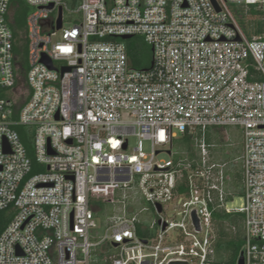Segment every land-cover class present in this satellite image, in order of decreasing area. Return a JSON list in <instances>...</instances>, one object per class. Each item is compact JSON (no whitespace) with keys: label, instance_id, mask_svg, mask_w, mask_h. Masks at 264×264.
I'll list each match as a JSON object with an SVG mask.
<instances>
[{"label":"built area","instance_id":"1","mask_svg":"<svg viewBox=\"0 0 264 264\" xmlns=\"http://www.w3.org/2000/svg\"><path fill=\"white\" fill-rule=\"evenodd\" d=\"M75 1L25 0L22 25L0 0V264H92L102 242L107 264H219L218 211L242 213L244 264H264V35L234 9L264 16V0ZM124 35L151 46L148 67ZM18 126L32 128L31 152ZM226 126L242 135L234 208L230 162L207 140ZM178 132L192 149L173 151ZM99 200L118 212L93 242Z\"/></svg>","mask_w":264,"mask_h":264},{"label":"trees","instance_id":"2","mask_svg":"<svg viewBox=\"0 0 264 264\" xmlns=\"http://www.w3.org/2000/svg\"><path fill=\"white\" fill-rule=\"evenodd\" d=\"M18 3L16 8L15 21L17 24H22L25 22V17L27 14V6L24 5L21 0H14ZM18 1V2H17ZM71 7L76 6L75 0H67ZM244 5H235V13L244 29L246 34L250 37L254 35H264V16L261 11L256 10L254 7L247 8ZM135 37V36H134ZM134 37L128 39H121L128 46V52L131 62L136 67H148L139 66L141 59L139 57L138 50L131 45V41ZM15 51L18 55L19 62L22 65L21 78L25 80L26 77V66H23L26 56V46H17ZM18 132L21 135L22 140L30 149L32 147V128L28 126H18ZM210 130V129H209ZM223 128H218L216 132L208 131L207 140L209 143L217 141L218 143L223 141ZM185 141L189 144L191 142V137L188 134L184 135ZM215 143V142H214ZM239 152V149H238ZM215 158V155H214ZM219 162H229V160H221L217 158ZM228 173L231 175L230 186L235 192L242 191V172L240 164H230L227 168ZM216 219V228L218 233V238L215 244L216 248V260L219 264H237L238 259L242 254V248L244 244V230H243V215L240 212L225 213L218 211L214 214ZM11 219V213L9 210H3L0 212V234L7 226L9 220ZM235 226V230L232 228ZM105 253L101 251L97 253L93 251L92 264H107L104 259Z\"/></svg>","mask_w":264,"mask_h":264},{"label":"rangeland","instance_id":"3","mask_svg":"<svg viewBox=\"0 0 264 264\" xmlns=\"http://www.w3.org/2000/svg\"><path fill=\"white\" fill-rule=\"evenodd\" d=\"M21 1H23L25 6H27L25 4V0H21ZM245 9L247 10V8ZM30 11H31V8L28 7L27 12H30ZM65 24L66 26H71L72 24H74V22L71 19H67ZM131 45L138 50L139 57L141 59V63L139 64V66L144 67L146 65H150L152 62V48L150 45L147 44L144 38L142 36H135L131 41ZM218 128L224 129L223 130L224 137H223V141L220 143H218L217 141L211 142V143L215 142L216 144L215 146L211 148L212 154L215 155V159L219 157L221 158L222 161L225 159V160H229V162H231L232 164L241 165L240 160L237 159V157L241 153V148H242L241 128H239L238 126L212 127L210 128L209 132L210 131L216 132ZM177 136L178 137L175 139L173 151L182 152L183 150L192 149L193 147L192 140L188 144L185 141L183 134L178 132ZM131 142H134V139H131ZM144 148L146 151L150 150V146L148 142H144ZM238 149H239V152H238ZM176 157H177L176 155H170L166 152H163L159 155V158H162V159H169V158L175 159ZM243 196H244L243 190L239 192H235V195L233 196V198L229 199L228 205L233 208L243 206L244 204ZM96 204L99 206V209H97L95 212V220H96L98 227L96 228L94 232L95 237L91 239V241L93 242L99 241L100 238L103 236L109 216H112L113 214L118 212L117 206L109 202L99 200L98 203ZM143 205L150 206V204L145 201H143ZM151 218H156V215L152 214V217H150V220ZM108 246L112 247L110 244ZM105 247H107V243L102 242L99 245H97V247L95 248V251L97 253H100Z\"/></svg>","mask_w":264,"mask_h":264},{"label":"water","instance_id":"4","mask_svg":"<svg viewBox=\"0 0 264 264\" xmlns=\"http://www.w3.org/2000/svg\"><path fill=\"white\" fill-rule=\"evenodd\" d=\"M61 25H62V19H61V17H60V18H59V22H58V28H60ZM130 37H131L130 35H124V36H122L123 39H128V38H130ZM45 61H48V60H45ZM49 65H50V62H49ZM193 218H194L195 223L197 224V227L199 228V227H200V226H199V219H198V217H197V215H196L195 212L193 213ZM116 245H117V244H116ZM174 263H177V262H173L172 264H174ZM178 263H180V262H178ZM237 264H244V257H243V254H241L240 258L238 259Z\"/></svg>","mask_w":264,"mask_h":264},{"label":"crops","instance_id":"5","mask_svg":"<svg viewBox=\"0 0 264 264\" xmlns=\"http://www.w3.org/2000/svg\"><path fill=\"white\" fill-rule=\"evenodd\" d=\"M241 150H242V148H241Z\"/></svg>","mask_w":264,"mask_h":264}]
</instances>
